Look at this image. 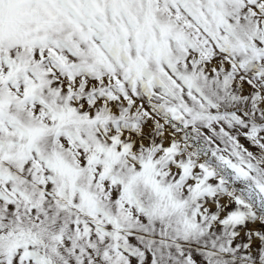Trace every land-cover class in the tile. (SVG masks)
<instances>
[{
  "label": "snow or ice",
  "instance_id": "obj_1",
  "mask_svg": "<svg viewBox=\"0 0 264 264\" xmlns=\"http://www.w3.org/2000/svg\"><path fill=\"white\" fill-rule=\"evenodd\" d=\"M0 264H264V0H0Z\"/></svg>",
  "mask_w": 264,
  "mask_h": 264
}]
</instances>
